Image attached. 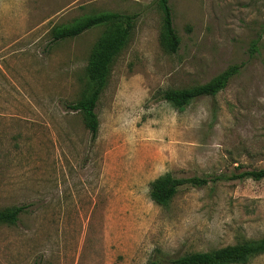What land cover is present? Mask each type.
<instances>
[{
	"label": "rangeland",
	"instance_id": "rangeland-1",
	"mask_svg": "<svg viewBox=\"0 0 264 264\" xmlns=\"http://www.w3.org/2000/svg\"><path fill=\"white\" fill-rule=\"evenodd\" d=\"M180 43H159L158 0H0V264H152L264 236V178L181 187L167 206L149 182L264 168V0H167ZM134 14L97 101V134L65 104L85 83L104 26L52 40L89 14ZM237 72L183 109L167 88ZM159 264H167L160 262ZM245 264H264V253Z\"/></svg>",
	"mask_w": 264,
	"mask_h": 264
},
{
	"label": "trees",
	"instance_id": "trees-1",
	"mask_svg": "<svg viewBox=\"0 0 264 264\" xmlns=\"http://www.w3.org/2000/svg\"><path fill=\"white\" fill-rule=\"evenodd\" d=\"M162 13L159 43L167 51L174 53L180 43L171 16V8L167 0H158ZM134 14L115 11H102L79 17L72 23L60 25L52 30V40L75 37L93 26H104L95 40L85 65V83L80 95L72 102L65 104L71 111L79 112L84 126L91 137L97 134L99 120L95 112L97 101L107 84L112 63L120 51L126 46L134 25ZM238 66L232 65L212 77L207 82L181 88H167L161 91V97L177 109H183L193 99L200 96H213L224 88L229 79L237 72ZM264 178V168L242 170L229 175L177 176L172 172H164L149 182V198L160 206H167L178 190L183 186L200 187L209 182L222 179ZM25 210L24 205H13L0 208V224H14L19 214ZM264 253V236L244 238L233 244L215 249L190 251L175 257L159 255L152 264H245L249 259Z\"/></svg>",
	"mask_w": 264,
	"mask_h": 264
}]
</instances>
